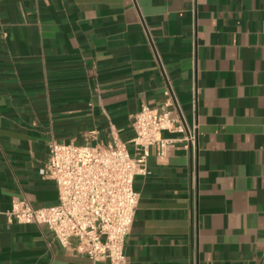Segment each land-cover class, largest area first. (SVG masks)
<instances>
[{"label":"crops","instance_id":"0c3cea01","mask_svg":"<svg viewBox=\"0 0 264 264\" xmlns=\"http://www.w3.org/2000/svg\"><path fill=\"white\" fill-rule=\"evenodd\" d=\"M166 90L197 140L135 176L129 264H264V0H0V210L57 202L49 140L126 142ZM0 264L107 262L0 214Z\"/></svg>","mask_w":264,"mask_h":264},{"label":"built area","instance_id":"2783aa9c","mask_svg":"<svg viewBox=\"0 0 264 264\" xmlns=\"http://www.w3.org/2000/svg\"><path fill=\"white\" fill-rule=\"evenodd\" d=\"M165 94L159 107L141 105L133 115V135L126 142L116 136L93 145L49 140L47 158L38 173L54 183L57 202L36 208L14 198L0 214L17 223L46 224L66 251L86 255L93 262L129 264L124 249L139 201L133 187L135 176L148 172L152 147L158 158L166 156L175 139L163 132L183 133L186 148L197 140V123L188 129L176 113L171 91ZM197 101L194 85V110Z\"/></svg>","mask_w":264,"mask_h":264}]
</instances>
